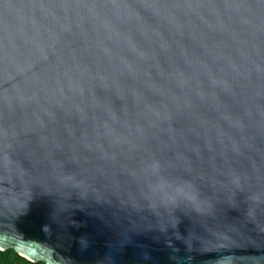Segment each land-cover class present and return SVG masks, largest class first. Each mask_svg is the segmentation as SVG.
<instances>
[{
	"label": "water",
	"instance_id": "95a60500",
	"mask_svg": "<svg viewBox=\"0 0 264 264\" xmlns=\"http://www.w3.org/2000/svg\"><path fill=\"white\" fill-rule=\"evenodd\" d=\"M6 247L264 264V0H0Z\"/></svg>",
	"mask_w": 264,
	"mask_h": 264
},
{
	"label": "trees",
	"instance_id": "16d2710c",
	"mask_svg": "<svg viewBox=\"0 0 264 264\" xmlns=\"http://www.w3.org/2000/svg\"><path fill=\"white\" fill-rule=\"evenodd\" d=\"M0 264H45L43 261H29L15 253L11 248L0 249Z\"/></svg>",
	"mask_w": 264,
	"mask_h": 264
}]
</instances>
